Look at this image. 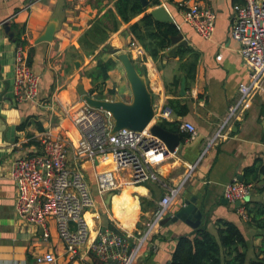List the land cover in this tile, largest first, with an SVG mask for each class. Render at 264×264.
Listing matches in <instances>:
<instances>
[{"label":"crops","instance_id":"0c3cea01","mask_svg":"<svg viewBox=\"0 0 264 264\" xmlns=\"http://www.w3.org/2000/svg\"><path fill=\"white\" fill-rule=\"evenodd\" d=\"M115 1L0 0V94L8 86L0 97V264H50L35 260L48 252L55 255L57 264H107L91 246L98 233L107 229L126 236L134 245L152 221L161 197L176 186H180L178 196L151 228L132 264H169L177 239L197 228H205L218 240V228H223L219 221L230 222L243 232L247 246L240 250L246 252L248 261L264 257L263 230L250 215L242 213L236 202L223 196L226 183L241 177L244 181L247 167L257 160L264 162V95L252 99L242 118L222 130L223 137L209 147L207 144L236 101L238 84L249 80L240 45L230 35L233 4L244 0H158V5L147 0L148 9L143 7L144 12L127 22L117 14ZM195 4L215 14L214 30L208 39L198 35L187 21L188 10ZM158 6L171 15L173 21L166 23L176 26L184 44H173L171 36L169 47L153 56L154 41L148 37L137 39L130 25ZM114 19L119 22L118 28L110 30L108 37L95 31L96 24L112 27ZM3 23H9L13 38L5 32ZM50 23L55 24L52 39L37 42ZM139 32L145 33L141 24ZM91 37H101L100 44L93 48L85 45ZM16 46L23 47L28 64L40 75L36 101L16 102L12 98ZM172 47L175 50L169 53ZM113 49L125 50L145 80L154 109L150 124L162 119L161 126L177 134L179 144L150 167L157 173L156 179L135 183L118 173L119 187L99 194L96 174L110 163L78 159L80 135L74 117L85 107L77 90L80 83L87 93L92 90L94 97L131 101L129 82ZM98 59H111L114 65L104 81L93 84L87 75ZM184 123L195 127L192 137L181 128ZM48 131L67 138L69 167L75 163L81 169L94 203L84 214L88 237L77 245L72 259L53 219L47 222L48 237L44 239L40 227L25 222L15 211L11 164L38 151L39 140ZM191 198L202 212L195 228L181 219L171 220ZM250 200L264 201V196L254 187ZM69 227L71 231L76 229L72 223ZM228 253L224 250L222 256L229 259Z\"/></svg>","mask_w":264,"mask_h":264},{"label":"built area","instance_id":"2783aa9c","mask_svg":"<svg viewBox=\"0 0 264 264\" xmlns=\"http://www.w3.org/2000/svg\"><path fill=\"white\" fill-rule=\"evenodd\" d=\"M187 21L198 35L208 39L214 30L215 14L209 8L195 4L188 10ZM230 35L240 45V55L248 70L249 80L238 84V97L229 107L220 128L207 142L208 147L223 137L222 130L231 121L242 118L252 99L264 95V0H244L233 4ZM12 75L13 100L36 101L40 75L28 64L21 46L14 48ZM74 124L80 135L76 148L78 159H98L103 164L110 163L109 167L96 174L99 194L119 187L118 173L135 183L157 178V173L150 167L164 159L168 149L164 141L148 129H121L111 134V116L86 104L74 117ZM181 128L191 137L195 134V127L190 123L182 124ZM39 141L38 151L21 156L11 164L9 176L16 189L15 211L25 222L40 227L44 239L48 237L47 222L53 219L68 257L72 259L77 245L88 237L84 214L94 205L93 198L78 165L74 163L69 167L67 138L48 131ZM179 189L180 186L171 187L161 197L152 221L139 233L140 237L136 238L134 245L129 243L126 236L106 229L93 240V250L107 264H132L149 231L166 214ZM253 190L254 184H246L235 178L224 185L223 196L230 202L240 201L242 213L246 215L242 206ZM70 223L75 225V231L70 230ZM35 260L57 264L55 255L50 252L37 255Z\"/></svg>","mask_w":264,"mask_h":264},{"label":"trees","instance_id":"16d2710c","mask_svg":"<svg viewBox=\"0 0 264 264\" xmlns=\"http://www.w3.org/2000/svg\"><path fill=\"white\" fill-rule=\"evenodd\" d=\"M152 3L158 5L159 1L152 0ZM114 4L117 14L124 22L129 21L132 16L141 14L145 9L140 0H116ZM118 24L117 19L113 20L112 27L96 24L95 31L100 32L103 35L101 37H108L110 30H117ZM140 24L144 27L145 33L139 32ZM130 28L137 39L141 40L143 37H148L154 41L156 48L151 52L153 56L159 50L168 48L170 37L178 33L173 23L157 21L150 12L144 13L139 22L131 24ZM101 37H91L84 44L93 48L96 44H100ZM14 40L17 42V39ZM113 65L114 62L111 59L105 61L98 59L95 68L87 76L91 78L93 84L100 83L107 78V72ZM89 95L95 96L92 90ZM243 182L254 184L255 189L264 196V162L257 160L253 165L247 167ZM242 208H244L245 214L250 215L256 222L257 227L263 230L261 252L264 255V201L253 202L249 200ZM219 222L223 228H218V240L205 228H197L192 234L180 236L176 241L169 264H264V257L247 260L246 252L240 250V247L245 248L247 246V241L237 226L226 221ZM224 250L229 252L228 254L231 253L229 259L222 256Z\"/></svg>","mask_w":264,"mask_h":264},{"label":"water","instance_id":"95a60500","mask_svg":"<svg viewBox=\"0 0 264 264\" xmlns=\"http://www.w3.org/2000/svg\"><path fill=\"white\" fill-rule=\"evenodd\" d=\"M142 6L148 9V1L140 0ZM153 18L160 22H172L173 18L163 6L155 7L150 11ZM5 32L13 38V33L10 31L9 23H3ZM55 31V24L50 23L45 32L39 37L37 42L50 41ZM181 34L171 37V42L175 45L184 44L180 41ZM175 47H172L169 53H172ZM113 53H117V58L122 64L126 78L130 85L132 99L130 102H125L121 99L108 100L100 99L89 95L80 83L77 87L78 93L82 97L84 103L89 107L96 108L107 112L112 120L113 126L110 133L113 134L121 129H130L142 131L148 129L151 134L159 137L164 143L169 152H174L175 147L179 144V137L175 133H171L161 126L162 119H155V123L150 124L154 120V109L152 104L151 93L145 83L144 78L139 75L134 67L128 53L124 50L113 49ZM8 86L6 87L7 90ZM184 81H182L181 92H184ZM5 90V91H6ZM4 91V92H5ZM0 94V97L3 96ZM1 99V98H0ZM243 181V177L240 178ZM251 197L247 198L249 201ZM237 206L241 205L240 201L236 202ZM202 212L194 199L185 200L183 206L177 211L171 220L181 219L186 221L191 227L195 228L199 225Z\"/></svg>","mask_w":264,"mask_h":264}]
</instances>
